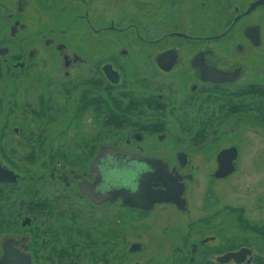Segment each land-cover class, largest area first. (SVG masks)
Listing matches in <instances>:
<instances>
[{
    "label": "flooded vegetation",
    "instance_id": "obj_1",
    "mask_svg": "<svg viewBox=\"0 0 264 264\" xmlns=\"http://www.w3.org/2000/svg\"><path fill=\"white\" fill-rule=\"evenodd\" d=\"M33 10L56 16L35 41L59 59L61 80L28 67L39 51L26 40ZM245 74H264L262 0H0V264H78L79 254L107 264L106 252L92 253L89 230L77 231L78 242L63 225L73 220L102 228L124 214L149 219L160 205L191 218L199 211L189 184L196 167L185 149L158 152L155 141L170 127L193 125L204 96ZM249 84L224 97L228 114ZM64 123L66 131L51 130ZM29 157L55 159L48 183L27 181ZM169 180L182 186L179 204L154 202ZM171 191L176 198L178 187ZM210 206L217 203L204 202L200 211ZM189 244L182 243L180 258L195 264L198 243ZM133 245L142 250L140 242L129 250ZM242 248L250 251L242 261L218 260ZM251 253L227 248L215 261L250 264Z\"/></svg>",
    "mask_w": 264,
    "mask_h": 264
},
{
    "label": "rangeland",
    "instance_id": "obj_2",
    "mask_svg": "<svg viewBox=\"0 0 264 264\" xmlns=\"http://www.w3.org/2000/svg\"><path fill=\"white\" fill-rule=\"evenodd\" d=\"M55 17L54 14L36 10L28 12L27 18L30 21L26 40L28 44L29 41L36 42V48L39 50L36 58L28 63V67H33L32 74H59L61 80L62 69L59 67V59L52 57L50 50L41 44L40 37L35 41V37L43 32L42 26L56 22L53 20ZM62 17L60 16V20ZM38 22L40 23L37 24ZM202 30H206L204 32L206 33L211 32L212 28L207 27ZM45 32L47 34L49 29ZM82 37L81 33V39ZM186 56L187 54H183L182 60ZM20 71L9 74H19ZM254 82H259L261 86L254 85ZM263 82L264 74H245L237 84L224 92L211 90L209 96L206 95L201 100V109L195 111L201 113V116L199 117L198 114L194 116L193 125L170 127L165 140L155 141V150L158 152H171L172 155L181 148L185 149L196 167V183L189 184L196 195L193 203L199 206V211L191 218L181 216L179 212H174L168 206L160 205L156 206L151 214L153 217L149 219L135 220L131 214H124L120 223H101L102 228L98 227L99 223H90L92 228L89 229L85 223L74 220L63 225L74 232L73 237L78 242H82L84 238L78 235L77 231L89 230L85 238L90 237V248L94 250L92 253L95 252L98 256L102 251L106 252L109 258L107 264H163L167 256H170V264H186L180 258V251L185 249L183 242H186L187 247H190V242L198 243L195 264H218L215 261L216 255L227 248L239 246L252 249L250 264H264ZM246 84L250 85L251 90L236 92L239 93L237 96L242 101H237L234 112L228 114V104L224 97L231 94L232 88L236 90L238 86ZM61 128L66 131L68 127L65 128L64 123L51 130L54 132ZM230 147H234L237 151L234 171L225 177H215V155L220 150ZM54 160L47 157L31 160L29 157L25 165L27 181L32 179L38 184L41 181L48 183L45 181L48 178L46 168ZM30 172L33 173L29 174ZM210 188L214 191L212 195H209ZM205 189L209 191L205 192ZM211 201L217 203V206L213 208L210 206L200 211L204 202L210 205ZM215 210H219L220 215L215 216V219L209 218L213 216ZM196 218H199L196 222H190ZM103 227L106 229L103 230ZM210 235L215 236L213 240L207 239L206 236ZM204 237H206L204 245L199 244V240ZM62 240L67 243L64 238ZM134 242L142 243L140 252H133L137 248L129 250ZM95 259L96 261L92 259L88 263L86 257L79 254L75 260L79 262L78 264H100L98 257Z\"/></svg>",
    "mask_w": 264,
    "mask_h": 264
},
{
    "label": "water",
    "instance_id": "obj_3",
    "mask_svg": "<svg viewBox=\"0 0 264 264\" xmlns=\"http://www.w3.org/2000/svg\"><path fill=\"white\" fill-rule=\"evenodd\" d=\"M264 1V0H262ZM260 3V2H258ZM217 72V71H216ZM219 73V72H218ZM222 74V73H219ZM237 157V151L234 147H230V148H225L219 151L218 155H217V169L214 173L215 177L221 178V177H225L227 175H229L230 173H232L234 171V161ZM163 185L166 187V191H162V192H156V197L154 198V202H173L176 204H179V194H181L182 192V186L172 180L169 181H163L162 182ZM180 185V186H179ZM178 187L179 191L177 193L176 198L173 197L172 193V189H176ZM127 198V203L129 205L135 203L136 198L134 197V195L130 194L127 196H124ZM137 246L133 245L131 247V250L136 249ZM250 251L246 248H242L237 252H229L226 253L220 257H218V260L220 262H226L229 259L233 258L236 262H240L244 259L245 255L247 253H249Z\"/></svg>",
    "mask_w": 264,
    "mask_h": 264
}]
</instances>
